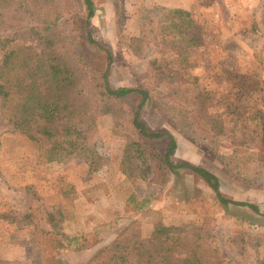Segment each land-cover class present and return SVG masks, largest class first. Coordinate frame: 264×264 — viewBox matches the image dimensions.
Instances as JSON below:
<instances>
[{
  "label": "rangeland",
  "instance_id": "1",
  "mask_svg": "<svg viewBox=\"0 0 264 264\" xmlns=\"http://www.w3.org/2000/svg\"><path fill=\"white\" fill-rule=\"evenodd\" d=\"M91 1L95 12L89 33L112 53L108 85L145 91L143 104L140 95L132 94L124 98L123 110H138L150 131L165 134L148 144L162 153L168 137L173 138V163L208 171L220 194L253 205L258 213L219 205L203 180L186 169L170 174L164 186L154 184L152 174L132 185L119 171L126 132L112 133L111 116L96 123L94 140L102 157L96 169L73 158L40 163L35 144L0 118V261L30 264L32 232L56 229L76 238L78 245L90 246L79 250L71 242L51 247L44 264H89L137 221L142 238L151 234L155 222L189 236L202 229L209 235L204 243L223 264H264V146L255 133L264 116V0ZM173 8L192 16L188 34L196 37V46L182 51L175 42L146 38L139 48L143 58H138L130 39H142L148 22L158 28ZM73 9L82 25L87 13L83 0H73ZM251 20L258 31L239 34ZM31 44L40 50L38 43ZM77 46L94 65L104 63V53L85 34ZM176 79L191 84L181 98L170 96ZM217 116L222 133L215 135L205 120ZM235 236L248 242L244 254L231 242Z\"/></svg>",
  "mask_w": 264,
  "mask_h": 264
},
{
  "label": "trees",
  "instance_id": "2",
  "mask_svg": "<svg viewBox=\"0 0 264 264\" xmlns=\"http://www.w3.org/2000/svg\"><path fill=\"white\" fill-rule=\"evenodd\" d=\"M83 2L87 13L81 25L73 0H0V118L35 144L40 163H62L73 158L96 169L102 162L94 140L96 123L103 116H111L112 133L126 132L119 171L132 185L152 174V182L164 186L170 174L186 169L203 180L219 205L247 207L258 213L257 207L220 194L216 177L208 171L173 163L176 148L173 138L168 137L169 143L162 153L148 144L165 134L150 131L140 120L138 110H123L124 98L137 93L143 104L147 93L130 87L112 88L107 84L105 70L113 62L111 49L92 39L88 21L95 10L91 0ZM151 25V22L145 24L147 29H143L142 39H130L140 59L143 53L139 48L146 38L153 42L156 38L175 42L182 51L196 46V37L188 34L194 20L187 10L169 9L158 28ZM257 31V22L251 20L239 34ZM83 34L89 44L104 53L102 65H94L78 51L77 44ZM33 42L41 46L39 51L31 44ZM261 53L264 54V47ZM175 83L170 96L181 98L191 84L182 79H176ZM259 121L261 127L255 133L263 148V115ZM205 122L215 135L222 133L221 116ZM68 192L75 194L72 187ZM205 238L209 235L205 237L202 229L189 236L181 228L167 227L161 222H155L151 234L142 238L140 223L133 221L110 244L98 250L89 264H223L217 251L206 246ZM71 242L79 250L90 246L84 242L78 245L76 238H69L56 229L52 232L34 230L30 240V264H44L51 247L60 248ZM231 242L239 254L247 251L248 242L242 236L233 237ZM0 264L20 263L0 261Z\"/></svg>",
  "mask_w": 264,
  "mask_h": 264
},
{
  "label": "water",
  "instance_id": "3",
  "mask_svg": "<svg viewBox=\"0 0 264 264\" xmlns=\"http://www.w3.org/2000/svg\"><path fill=\"white\" fill-rule=\"evenodd\" d=\"M107 74H108V69L105 71V79H106V81H107Z\"/></svg>",
  "mask_w": 264,
  "mask_h": 264
}]
</instances>
